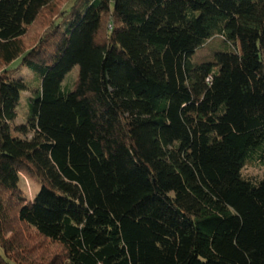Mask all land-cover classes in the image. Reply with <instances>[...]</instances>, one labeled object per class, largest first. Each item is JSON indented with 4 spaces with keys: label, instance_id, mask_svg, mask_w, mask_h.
<instances>
[{
    "label": "trees",
    "instance_id": "trees-1",
    "mask_svg": "<svg viewBox=\"0 0 264 264\" xmlns=\"http://www.w3.org/2000/svg\"><path fill=\"white\" fill-rule=\"evenodd\" d=\"M0 264H264V0H0Z\"/></svg>",
    "mask_w": 264,
    "mask_h": 264
},
{
    "label": "rangeland",
    "instance_id": "rangeland-1",
    "mask_svg": "<svg viewBox=\"0 0 264 264\" xmlns=\"http://www.w3.org/2000/svg\"><path fill=\"white\" fill-rule=\"evenodd\" d=\"M64 8V7H63ZM43 24L40 26H37L36 28H33L31 31L28 32L25 42L27 43V46L31 47L34 42H36L37 37L44 32L43 31ZM216 45H219L218 42H216ZM208 53L207 49H203L202 52L198 54V58L200 59V56H203ZM16 63L12 64V67H15ZM78 73V68L75 67L67 76L65 77V81L63 85H65L68 88H72V85L76 79ZM23 76L30 77V74L26 71L23 72ZM30 97V93H23L21 96V99L19 101V105L16 109V118L15 120L10 124L11 130L13 132V135L19 136L18 132L16 131V128L20 125L25 124V120L28 114V99ZM243 175L248 178L249 180L258 181L263 176V169L259 161L252 160L247 162L245 168L243 169ZM19 189L21 190L23 197L25 201H32L35 195L38 193L40 186L38 182L35 179L30 178L25 173L20 174V180H19ZM37 247H38V254L43 255L45 257L54 256L58 253V248L55 246H50L48 243L38 240L37 241Z\"/></svg>",
    "mask_w": 264,
    "mask_h": 264
}]
</instances>
